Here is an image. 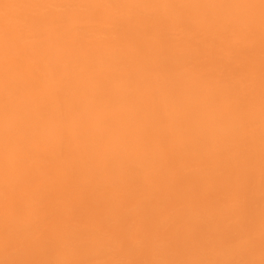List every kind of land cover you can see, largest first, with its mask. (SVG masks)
<instances>
[{"label":"bare ground","instance_id":"6f19581e","mask_svg":"<svg viewBox=\"0 0 264 264\" xmlns=\"http://www.w3.org/2000/svg\"><path fill=\"white\" fill-rule=\"evenodd\" d=\"M5 27L31 59L6 90L0 47V260L261 259L260 0H0Z\"/></svg>","mask_w":264,"mask_h":264},{"label":"snow or ice","instance_id":"6c2138e0","mask_svg":"<svg viewBox=\"0 0 264 264\" xmlns=\"http://www.w3.org/2000/svg\"><path fill=\"white\" fill-rule=\"evenodd\" d=\"M12 5H5L11 7ZM24 7L40 8V7H55L54 5H40L28 4ZM90 7H100L99 5ZM124 7H139V5H124ZM261 8V28H262V51H264V0H260ZM56 19L53 16L41 17L38 15L32 16L28 23L39 25L44 23H55ZM18 37L5 27L2 34V47L3 59L5 64V88L6 90L13 86L16 79L17 69H19L25 62L31 59V52L27 48L17 47ZM23 90V89H20ZM8 104L5 103V112L7 114ZM261 118H262V145H264V59L261 64ZM18 128L13 123H8L6 126V140H5V154L10 156L14 152H26L28 145V138L25 136L23 139H17ZM262 208L260 220V241H261V259L259 261L254 259H228V260H70V259H54V260H40V259H4L0 264H264V148H262ZM7 207V204H6ZM21 212H26L29 215L38 217L39 223L42 225V236L46 235L49 228L50 213L47 208L41 206L35 209L24 208L19 206ZM224 247L229 249L250 248L255 242L254 227L250 224L243 228L237 229L235 232H229L221 237ZM37 241L29 239L24 235L22 228L10 230L6 227L4 235V249L7 253L9 249L19 252L22 249L34 247ZM118 243L121 247L124 246V241L119 240Z\"/></svg>","mask_w":264,"mask_h":264},{"label":"clouds","instance_id":"9594fccd","mask_svg":"<svg viewBox=\"0 0 264 264\" xmlns=\"http://www.w3.org/2000/svg\"><path fill=\"white\" fill-rule=\"evenodd\" d=\"M0 261H2V260H0Z\"/></svg>","mask_w":264,"mask_h":264}]
</instances>
